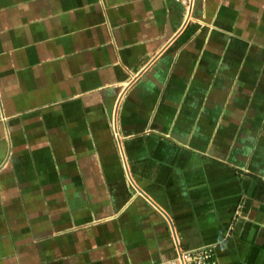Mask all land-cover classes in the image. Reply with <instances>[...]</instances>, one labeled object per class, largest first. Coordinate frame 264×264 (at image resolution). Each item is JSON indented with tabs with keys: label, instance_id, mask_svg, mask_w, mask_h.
<instances>
[{
	"label": "crops",
	"instance_id": "1",
	"mask_svg": "<svg viewBox=\"0 0 264 264\" xmlns=\"http://www.w3.org/2000/svg\"><path fill=\"white\" fill-rule=\"evenodd\" d=\"M264 264V0H0V264Z\"/></svg>",
	"mask_w": 264,
	"mask_h": 264
},
{
	"label": "built area",
	"instance_id": "2",
	"mask_svg": "<svg viewBox=\"0 0 264 264\" xmlns=\"http://www.w3.org/2000/svg\"><path fill=\"white\" fill-rule=\"evenodd\" d=\"M190 11L195 0H179ZM216 245H204L196 248H184L181 244L176 245V254L172 258L153 262L150 264H221Z\"/></svg>",
	"mask_w": 264,
	"mask_h": 264
}]
</instances>
